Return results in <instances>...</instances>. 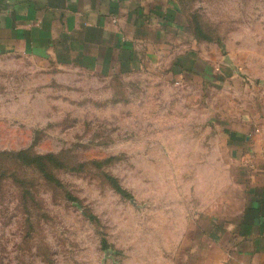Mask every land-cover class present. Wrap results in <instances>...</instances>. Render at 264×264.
<instances>
[{
  "label": "rangeland",
  "instance_id": "obj_1",
  "mask_svg": "<svg viewBox=\"0 0 264 264\" xmlns=\"http://www.w3.org/2000/svg\"><path fill=\"white\" fill-rule=\"evenodd\" d=\"M174 2L183 28L209 40L194 48L203 76H179L168 58L106 78L0 57V152L65 163L59 186L18 171L27 201L4 180L0 264H201L234 231L258 180L237 141L264 129V0Z\"/></svg>",
  "mask_w": 264,
  "mask_h": 264
},
{
  "label": "crops",
  "instance_id": "obj_2",
  "mask_svg": "<svg viewBox=\"0 0 264 264\" xmlns=\"http://www.w3.org/2000/svg\"><path fill=\"white\" fill-rule=\"evenodd\" d=\"M196 45L174 0H4L0 10V57L36 55L100 77L133 73L165 58L179 76H203L179 66L192 56L197 66ZM237 142L249 143L244 158L251 156L249 171L258 180L242 190L234 231L222 230L201 264H264V129Z\"/></svg>",
  "mask_w": 264,
  "mask_h": 264
},
{
  "label": "trees",
  "instance_id": "obj_3",
  "mask_svg": "<svg viewBox=\"0 0 264 264\" xmlns=\"http://www.w3.org/2000/svg\"><path fill=\"white\" fill-rule=\"evenodd\" d=\"M177 8L179 13H182L178 6ZM185 30L188 31L195 40L203 39L205 41H209L206 37L201 35L202 32L198 26H195L193 30L186 26ZM201 36L202 39H200ZM194 60L193 56L188 57L184 62L181 64L179 63V66H181L186 72L193 71L195 68L197 69ZM229 135H232L231 137L234 141L236 138L235 134L231 133ZM64 167V160L59 156L52 154L35 155L29 151L0 152V192L3 189L4 180L12 178L18 188H20L22 198L24 201H27L29 198H32L33 193L27 184V178L23 175L17 176L18 171L21 172L26 169H30L33 173L38 174L39 178L44 180L46 183L59 186L60 183L56 179V173ZM108 179L113 181L110 177H108ZM118 190L120 189L118 188Z\"/></svg>",
  "mask_w": 264,
  "mask_h": 264
},
{
  "label": "water",
  "instance_id": "obj_4",
  "mask_svg": "<svg viewBox=\"0 0 264 264\" xmlns=\"http://www.w3.org/2000/svg\"><path fill=\"white\" fill-rule=\"evenodd\" d=\"M3 1H4V0H0V10H1V7H2V4H3Z\"/></svg>",
  "mask_w": 264,
  "mask_h": 264
}]
</instances>
